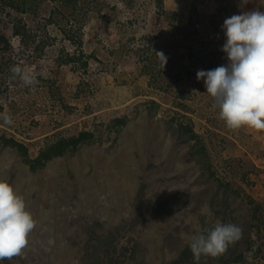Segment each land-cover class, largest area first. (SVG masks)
Wrapping results in <instances>:
<instances>
[{"label":"rangeland","instance_id":"1","mask_svg":"<svg viewBox=\"0 0 264 264\" xmlns=\"http://www.w3.org/2000/svg\"><path fill=\"white\" fill-rule=\"evenodd\" d=\"M40 5L37 16L0 12V33L12 49L0 51V180L22 197L35 225L15 264H103L109 253L112 264H204L214 258L177 263L179 249L189 228L201 233L217 222L241 227V237L231 244L240 264H264V212L253 214L264 202L257 159L264 157V132L227 128L203 80L196 79L198 70L227 63L223 21L264 11V0H78L73 14L54 0ZM13 23H26L33 41L20 42ZM158 51L167 57L162 69ZM25 73L34 85L24 83ZM115 117L133 121L124 133L141 139L137 124L147 120L144 130L153 137L156 159L171 167L148 174L145 222L134 216L137 164L123 149L114 156L106 152ZM171 119L200 136L206 152L196 162L202 167L192 160L174 163L188 170L184 173L171 164ZM80 131L94 135L90 148L36 172L17 147L4 145L13 139L33 158L51 141ZM157 202L164 211L174 204L181 210L155 218ZM121 227L126 231L123 237L115 234L116 253L110 248L103 261L95 259V251L88 257L93 238Z\"/></svg>","mask_w":264,"mask_h":264},{"label":"clouds","instance_id":"2","mask_svg":"<svg viewBox=\"0 0 264 264\" xmlns=\"http://www.w3.org/2000/svg\"><path fill=\"white\" fill-rule=\"evenodd\" d=\"M224 43L221 51L227 63L210 70H198L196 79L203 80L212 107L230 130L250 128L264 132V11H249L226 18L221 25ZM161 69L167 62L162 51L155 53ZM20 74V69H13ZM26 85L35 79L23 74ZM5 123H11L8 116ZM35 230L25 214L22 197L12 186L0 180V264H15L27 249ZM242 229L232 223L217 222L202 233L194 234L188 246L194 260L201 255L217 257L237 241Z\"/></svg>","mask_w":264,"mask_h":264},{"label":"trees","instance_id":"3","mask_svg":"<svg viewBox=\"0 0 264 264\" xmlns=\"http://www.w3.org/2000/svg\"><path fill=\"white\" fill-rule=\"evenodd\" d=\"M42 0H0V12L6 13V16L12 17V13L16 14H23V15H33L37 16L38 8L41 7ZM55 5H61L62 7L70 9V13H74L77 10V3L78 0H54ZM54 10L50 13V16L47 20V23H52L51 18ZM60 10H57L56 13L59 14ZM195 12V11H193ZM192 12V13H193ZM62 14V13H60ZM11 23L14 21V19H10ZM189 25L193 26V23L191 22V19L188 21ZM12 28L14 29L13 34L17 36L23 44L27 45L28 41H33L32 38V31L29 29L28 25L24 23V25L21 26V24L13 23ZM64 34L67 36L66 39L69 37L70 41L72 40L75 43V39L72 36H68L65 32ZM73 35V34H72ZM9 39L5 37L2 33H0V51L3 53H7L11 51V46L8 42ZM72 61H75L74 59H71ZM85 63H82L83 66H85ZM133 121L129 123V120L125 117L122 118H114L108 125L109 130L112 131L110 134L114 132L112 142L108 146L106 152L108 154H111L114 156L113 153L115 150L123 149L126 151V153L132 157V161H134L137 164V174H136V181L138 183V187L136 188V194L134 196L135 201V208H134V216L137 218V221L145 222V218H143V214L147 210V199H148V190H149V172L152 171V168H164L166 170H171V167L169 165H166L164 163V160L156 159L157 153L155 150V147L152 144V135H149V132L147 133L144 129L147 125V120L142 118L141 123L137 124V127H139L140 135L143 139L136 137L134 134L127 135L124 132L129 131L130 124ZM107 129V128H106ZM170 135L174 138V145L169 150L170 155V162L171 164L176 167L177 172H184L187 173L188 170L184 169V167H177L176 163L177 161L185 162L188 160H192L196 162V156L199 157L201 154H205L206 150L205 147L201 144L200 136L193 130L192 126L188 124H182L181 122H176L174 119H171L169 121V129ZM146 141V143L144 142ZM94 143V135L88 131H80L77 134L68 135L66 137L60 136L59 138L51 141L50 143L46 144L43 148L39 149L37 152V155L33 158H30L28 156V153L25 151V149L22 147L21 144L15 142L13 139H6L4 140V145L6 147L14 146L17 147L18 151L21 152L23 163L28 166L29 170L31 172H36L38 170H41L43 167H45L50 161L63 157L65 154H75L79 149H85L90 148V143ZM123 142L127 143V145H123ZM17 143V144H16ZM176 145H178L179 148H176ZM20 155V156H21ZM195 168L202 167V165H199V162H196L194 164ZM190 168V167H188ZM184 170V171H183ZM176 174V173H175ZM209 176H211V171H209ZM172 177H175V175H172ZM154 182V181H153ZM178 194H180V191H177ZM176 195L172 194L169 195V201H173L176 199ZM178 210H181V208L177 207L174 204L173 210H167L164 211L160 208L158 205V202L155 204V207L152 208V211L155 214V218L161 216V215H168L170 212L176 213ZM184 210V209H183ZM256 210L261 211V206H258L257 208H254L255 213ZM263 212V211H262ZM252 218H255L252 215ZM136 223V222H135ZM126 229L124 227L121 228H115L114 231H105L102 233V238L96 237L93 238V242L95 244L92 245L91 251L88 253V257L92 251H95V259L103 261L101 255L103 253H106L107 250L110 252V248H112L113 242L115 243V234L118 236H122L125 234L124 232ZM200 233V232H199ZM202 233V232H201ZM198 234L195 232L194 228H189L187 235L185 237V246L183 248H180V257L177 258V263H183L184 258H186V261H194L196 263L202 262L201 260H206L207 258H214L211 261H208L204 264H218V262H221L222 264H240L238 262L239 256H237L236 249L233 248L232 245H230L227 250L217 256V257H210L206 255H201L200 259L198 261L194 260L193 254L189 249L188 242L190 238L194 235ZM92 240V239H91ZM102 247H105V249H101ZM91 246V245H90ZM108 247V248H107ZM103 250V251H102ZM113 252L116 253L118 251V248L113 245L112 248ZM124 251L122 254H126L127 248L123 246ZM106 261H103V264H112L113 261L110 258V253L107 254V256L104 254ZM135 257V253L131 256V258ZM228 257V259H227ZM232 258V259H230ZM175 263V262H174Z\"/></svg>","mask_w":264,"mask_h":264},{"label":"built area","instance_id":"4","mask_svg":"<svg viewBox=\"0 0 264 264\" xmlns=\"http://www.w3.org/2000/svg\"><path fill=\"white\" fill-rule=\"evenodd\" d=\"M258 162H259V165H258V168L259 170H261L262 172V177H263V183H264V157H258ZM261 208H262V211L264 212V202L262 204H260Z\"/></svg>","mask_w":264,"mask_h":264},{"label":"bare ground","instance_id":"5","mask_svg":"<svg viewBox=\"0 0 264 264\" xmlns=\"http://www.w3.org/2000/svg\"><path fill=\"white\" fill-rule=\"evenodd\" d=\"M17 144V143H16ZM26 149V148H25ZM255 168V167H254Z\"/></svg>","mask_w":264,"mask_h":264}]
</instances>
